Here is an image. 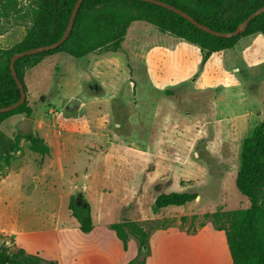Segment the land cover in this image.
I'll list each match as a JSON object with an SVG mask.
<instances>
[{
    "label": "rangeland",
    "instance_id": "1",
    "mask_svg": "<svg viewBox=\"0 0 264 264\" xmlns=\"http://www.w3.org/2000/svg\"><path fill=\"white\" fill-rule=\"evenodd\" d=\"M15 5L0 17L1 48L19 41L30 24L28 0ZM181 42L191 44L133 21L117 53L82 59L56 53L24 71L32 134L48 150H31L16 129L26 115L1 123L4 134L21 145L0 177V243L10 252L24 248L71 264L78 246L92 238L79 230L68 208L77 195L90 205L98 239L112 241L110 225L129 220L153 236L155 264H232L223 232L204 214L249 205L235 178L242 140L264 119V35L241 37L204 64L190 54L188 61L179 58L188 66L182 74L191 75L174 86L154 83V88L151 78L165 77L162 69L170 71L174 58L165 57V63L155 56L150 73L144 52L159 49L177 56L187 51ZM71 98L80 101L74 112L66 109ZM87 175L103 178L102 188L76 193ZM132 181L133 190L127 189ZM169 191L197 196L182 206L154 210V197ZM198 228L202 231L195 235L181 232ZM127 244L129 253L133 247L137 254L147 252H139L132 235L125 249Z\"/></svg>",
    "mask_w": 264,
    "mask_h": 264
},
{
    "label": "trees",
    "instance_id": "2",
    "mask_svg": "<svg viewBox=\"0 0 264 264\" xmlns=\"http://www.w3.org/2000/svg\"><path fill=\"white\" fill-rule=\"evenodd\" d=\"M76 0H28L27 16L30 24L22 38L7 48L0 47V107L16 102L20 97L18 86L10 72V59L15 53L57 41L64 33ZM190 14L198 22L221 32L232 31L249 14L264 4V0H162ZM15 0H0V17L10 15ZM133 21H145L158 31L184 39L197 45L201 52V64L209 56L224 49H230L241 37L254 33L264 35V10L253 17L238 35L231 37L208 33L179 14L160 5L142 0H83L72 28L66 39L57 47L42 52L24 55L14 62L17 77L23 83L24 71L41 60L65 53L75 59H82L90 53H117L122 50L127 29ZM16 114L30 116L32 108L27 101L17 107L0 112V125ZM21 136L28 141L35 152H46L48 148L32 133ZM21 149L18 139L8 138L0 128V177L10 166L15 153ZM239 193L246 196L249 205L237 208L227 214L215 212L211 217L216 230H222L232 264H264V119L257 123L241 144L240 165L235 178ZM197 194L190 191H169L158 193L153 200V209L167 206H182L193 201ZM78 228L88 233L93 228L89 203L84 199L72 198L68 204ZM110 229L126 248L129 235L139 241V252L126 264H145L149 252L148 232L134 221L124 220L110 225ZM0 264H59L36 254L26 253L23 248L10 252L0 243Z\"/></svg>",
    "mask_w": 264,
    "mask_h": 264
},
{
    "label": "crops",
    "instance_id": "3",
    "mask_svg": "<svg viewBox=\"0 0 264 264\" xmlns=\"http://www.w3.org/2000/svg\"><path fill=\"white\" fill-rule=\"evenodd\" d=\"M182 44L184 46H186L184 43H182ZM191 44H189V46H186V50H187L186 52L179 51L177 56L173 55L174 52L169 53V52H166L164 50L162 51L159 49L155 53L150 52L151 51L150 49L144 52L145 62H147V67H148V70L150 73L152 71L153 72L155 71V66H148L153 62V60L155 59V56L158 57L159 61L165 60V63H168L166 61L165 57L166 58H168V57L174 58V61H173L174 65L170 66V71L168 69H166V66H164L162 69V71L165 70L167 72L165 77H160L159 79L151 78V85L153 87L156 84H158L156 86H159L157 88H161V86L164 87L167 85L174 86L181 79L187 78L188 76L191 75V73H188V72H186L184 75L182 74L184 71L187 70L188 66H182V63H180V61H179V58H184V60H186V61H188L189 58L190 59L194 58V59L200 60V57H201V52H199L200 48L193 43H191ZM189 54L192 58L189 56ZM154 83H156V84H154ZM154 88H156V87H154ZM86 179H87V181H84L83 186H81V187L83 188L82 191H85V192L87 191L88 194H89V191L92 187L99 185L98 188H102V185L104 183L103 178L97 177L94 175H87ZM133 184H134L133 181L130 182L131 187L128 186L126 188L133 190V188H134ZM180 224H181V222L179 223V225ZM205 226L206 225H204L203 227H205ZM202 228L201 229L198 228L191 233H187L185 230L184 231L181 230V232L183 234H185L186 236L195 235L197 233L199 234L202 231ZM162 229H164V228H162ZM94 231H95L94 228H92V230L90 232H88L89 236L92 237L91 239H87V240L83 241L82 242L83 245L78 246L79 250L72 256V263L71 264H126L130 259H132L137 254V249L135 247H133L132 248L133 250L131 251V253H129L131 250V246L130 245L128 246V244H127V249H124L121 240H119L117 238V236L115 235L113 230H111L113 233L112 234L113 236H111V238L109 239V240L113 239L112 241L101 240V239L96 238V235L93 234ZM162 231H167V229L161 230V231H156V232H162ZM156 232H154L153 234H155ZM219 232H223V234H224V231H222V230H219ZM224 238H225V234H224ZM152 240H153V236L150 237V234H149L148 235V242H149V246H150L149 247L150 248V254L148 257H146L145 264H155L156 249L153 247L154 243ZM225 243H226V241H225ZM231 263H232V261H231ZM59 264H61V263H59Z\"/></svg>",
    "mask_w": 264,
    "mask_h": 264
},
{
    "label": "water",
    "instance_id": "4",
    "mask_svg": "<svg viewBox=\"0 0 264 264\" xmlns=\"http://www.w3.org/2000/svg\"><path fill=\"white\" fill-rule=\"evenodd\" d=\"M82 1L83 0H76L75 1L73 8H72V11H71V14H70V17H69L68 24L66 26V29H65L64 33L62 34V36L57 41L50 43V44H47V45L33 47V48L28 49V50H24V51H21L19 53H15L11 56L10 64H9L10 72H11V75L13 76V78H14L17 86H18V89L20 92V97L16 102H14L12 104L0 107V112L9 111V110L17 107L18 105L23 103L26 99L23 84L19 80V78L17 77L16 71H15V67H14L15 60L21 56H24V55L34 54V53L42 52L45 50H50V49H53V48L59 46L66 39L68 33L70 32V30L72 28L73 21H74V17L76 15V12H77L80 4L82 3ZM142 1L154 3V4L160 5L162 7H165L171 11H174L175 13H177L180 16H182L183 18L187 19L190 23L194 24L195 26L199 27L200 29H202L208 33H211V34H214L217 36H222V37H231V36H235V35L240 34L245 29L248 22L253 17H255L256 15H258L259 13H261L264 10V4H263L258 9H256L254 12L249 14L242 22H240L234 30L221 32L219 30H214V29L210 28L209 26L198 22L187 12L177 8L174 5H171L167 2H164L162 0H142ZM79 106H80V101L77 98H71L68 101V110L71 112L76 111L79 108ZM33 123L34 122H33L32 118L27 117V116H23L16 123L15 127L19 132H22L23 134H28V133H32ZM82 190H83V188L81 186L76 187V193H80V192H82ZM78 199H79V196L76 195L75 200H78Z\"/></svg>",
    "mask_w": 264,
    "mask_h": 264
},
{
    "label": "flooded vegetation",
    "instance_id": "5",
    "mask_svg": "<svg viewBox=\"0 0 264 264\" xmlns=\"http://www.w3.org/2000/svg\"><path fill=\"white\" fill-rule=\"evenodd\" d=\"M66 109L68 110V104L66 105Z\"/></svg>",
    "mask_w": 264,
    "mask_h": 264
}]
</instances>
